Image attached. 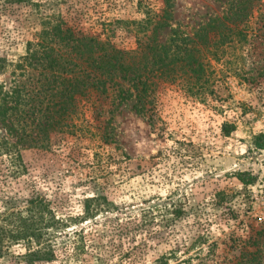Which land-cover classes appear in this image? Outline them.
I'll return each instance as SVG.
<instances>
[{"label":"rangeland","instance_id":"rangeland-1","mask_svg":"<svg viewBox=\"0 0 264 264\" xmlns=\"http://www.w3.org/2000/svg\"><path fill=\"white\" fill-rule=\"evenodd\" d=\"M141 1L158 12L164 3L0 0V55L18 60L43 20L55 18L89 34L108 28L119 46L134 48ZM172 2L171 24L192 34L224 15L228 0ZM169 33L162 29L160 40ZM210 49L200 80L159 87L152 121L134 100L100 120L90 109L49 148L25 147L17 163L0 155V217L26 214L28 199L44 197L64 223L49 229L52 259L30 257L19 242L0 264H264V9Z\"/></svg>","mask_w":264,"mask_h":264},{"label":"trees","instance_id":"trees-1","mask_svg":"<svg viewBox=\"0 0 264 264\" xmlns=\"http://www.w3.org/2000/svg\"><path fill=\"white\" fill-rule=\"evenodd\" d=\"M163 1L160 12L140 2L146 5L145 18L135 23L134 48L119 46L108 28L89 34L55 18L43 20L38 38L28 41L18 60L0 55V76H15L9 83L0 79V155L17 163L25 147L49 148L55 136L77 131L90 109L100 120L134 100L133 109L152 121L159 87L182 83L184 76L200 80L207 74L203 49L211 53L210 48L229 43L255 8L264 9V0H228L224 15L211 17L188 34L171 24L173 0ZM167 27L169 36L161 41V30ZM111 119L103 122L107 142L113 138ZM27 202L26 214L16 209L1 214L0 257L9 245L25 242L30 257L50 260L54 251L49 229L63 228V219H55L44 197ZM85 212L93 214L89 203Z\"/></svg>","mask_w":264,"mask_h":264}]
</instances>
